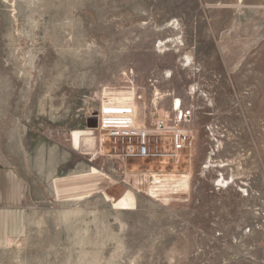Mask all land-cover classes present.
I'll list each match as a JSON object with an SVG mask.
<instances>
[{"label": "rangeland", "instance_id": "obj_1", "mask_svg": "<svg viewBox=\"0 0 264 264\" xmlns=\"http://www.w3.org/2000/svg\"><path fill=\"white\" fill-rule=\"evenodd\" d=\"M174 98L178 162L97 127ZM0 164L28 213L0 264H264V0H0Z\"/></svg>", "mask_w": 264, "mask_h": 264}, {"label": "built area", "instance_id": "obj_2", "mask_svg": "<svg viewBox=\"0 0 264 264\" xmlns=\"http://www.w3.org/2000/svg\"><path fill=\"white\" fill-rule=\"evenodd\" d=\"M171 110L172 116L158 114L153 117L151 124H147L136 121L128 110L123 113L124 117L116 119L108 116L113 111L103 109L97 127L108 137L123 143L121 155L124 157L163 156L178 162L181 151L193 141V131L189 127L191 111L184 109L182 104L177 107L171 105Z\"/></svg>", "mask_w": 264, "mask_h": 264}, {"label": "crops", "instance_id": "obj_3", "mask_svg": "<svg viewBox=\"0 0 264 264\" xmlns=\"http://www.w3.org/2000/svg\"><path fill=\"white\" fill-rule=\"evenodd\" d=\"M27 222L22 180L12 167L0 164V247L23 235Z\"/></svg>", "mask_w": 264, "mask_h": 264}, {"label": "bare ground", "instance_id": "obj_4", "mask_svg": "<svg viewBox=\"0 0 264 264\" xmlns=\"http://www.w3.org/2000/svg\"><path fill=\"white\" fill-rule=\"evenodd\" d=\"M190 60V59H189ZM172 105L173 106H178V105H181L182 103H181V100L179 99V98H174L173 100H172ZM111 111H113L112 112V114L111 115H108V116H112V117H114V118H121V117H124L125 116V114H123V113H126V110H128L130 113H131V115H133L134 117H135V120L136 121H138L137 120V114H136V110L134 111V112H132L131 111V109H125V108H119V109H110ZM123 110V111H122ZM122 111V112H121ZM101 113H103V112H101ZM104 116H106L105 114H104ZM218 166L219 167H223V166H225L222 162H220L219 164H218ZM153 177H162L163 179H165V180H161V181H158V180H155V183H157V184H162V182H164V181H167V178L169 179V180H171L170 182H172V181H174L173 183H176V181H181V180H187L188 179V175H182V174H175V175H166V176H163V175H159V176H153ZM161 178V179H162ZM170 182H168V183H170ZM168 183H166V184H168ZM221 183L222 184H224V185H227V182L224 180V178H222L221 179Z\"/></svg>", "mask_w": 264, "mask_h": 264}, {"label": "water", "instance_id": "obj_5", "mask_svg": "<svg viewBox=\"0 0 264 264\" xmlns=\"http://www.w3.org/2000/svg\"><path fill=\"white\" fill-rule=\"evenodd\" d=\"M93 126H96V122L93 123Z\"/></svg>", "mask_w": 264, "mask_h": 264}]
</instances>
